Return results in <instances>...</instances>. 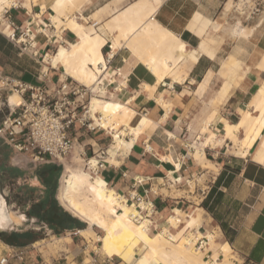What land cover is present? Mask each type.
Masks as SVG:
<instances>
[{"label": "crops", "instance_id": "crops-1", "mask_svg": "<svg viewBox=\"0 0 264 264\" xmlns=\"http://www.w3.org/2000/svg\"><path fill=\"white\" fill-rule=\"evenodd\" d=\"M21 1L20 6L12 7L7 14L0 16L3 18L0 19V70L20 76L26 82L40 84L42 79L37 73L43 69V62H39L27 50H21L22 45L18 40L20 31L28 24L32 30L37 31L40 25L50 24L53 28L50 30L52 38L46 40L41 33L35 37L36 48L39 56L43 54L42 58L50 56L48 53L51 45L58 49L60 44L66 45L67 41L75 42L76 35L69 29L61 28L58 38L55 24L50 19L54 0H37L36 3H31L30 9L23 6L25 0ZM76 1L83 5L81 15L86 18L83 20L85 23L94 21L91 17L94 9L108 3V8L96 27L99 30L103 29L102 25L110 17L113 7L120 9L135 0H122L116 5L113 4L114 0ZM227 1L166 0L159 6L154 18L178 35L186 43L189 53L198 50L200 54L189 66L183 67V81L164 78L157 84L153 96L143 87L144 83H155L152 74L126 49L116 53L111 69L119 67L121 71L118 76H114L113 71L107 75L112 83L105 87L106 93L103 97L121 103L127 102L136 112L134 124L142 116L149 123L124 157L119 156V152L117 155L114 152L108 156L115 157L119 164L107 162L104 167L97 169L95 176L102 177L124 197L133 190L136 179H143L142 185H134L136 190L151 188L155 191L151 192V198L156 203L158 213L154 216L153 226L148 230L150 233L162 231L165 227L169 234L177 236L184 225L173 228L168 223L167 218L173 209L179 208L185 213L199 210L201 225L198 230L202 234L217 232L220 244H226L232 255L237 257L235 264H264V126L244 156L239 154L238 146L228 138L217 144L221 139L219 137L226 134L224 123L234 124L240 119L246 103L264 79V71L256 67L257 62L264 58V6L257 13L247 10L241 14L234 9L235 5L226 12ZM75 13L82 20L78 11ZM214 22L220 24L219 33L212 27ZM236 22L244 28H253V33L246 36L247 38L234 34L230 30ZM5 23L12 30L9 34L2 30ZM220 33H225V37L222 38ZM104 37L109 42L110 32L105 31ZM203 45L211 51L209 55L202 51ZM105 50L106 46L102 52ZM25 54L32 59L31 62L25 60ZM60 69V66L57 69L47 66L45 78L55 80L61 74ZM226 79H229V86L224 93L222 86ZM158 98L167 103V109L157 101ZM211 115L212 121L210 119L207 123ZM206 125L217 137L214 145L204 146L203 153L207 161H202L195 153L203 140L210 136L209 131L203 130ZM97 133L95 131L91 134ZM99 136L101 134L95 138L90 137L86 143L93 146V141L98 144ZM243 137V132L238 133L239 139ZM177 162L180 164L179 168L176 167ZM207 162L213 167L208 166ZM169 172L182 180L171 183ZM195 174L205 178V188L197 186V191L201 194L197 200L189 189L186 194H177L182 189L171 194V186L179 185L183 180L188 181ZM163 186L168 191L167 194L157 192ZM203 202L204 206L201 205ZM79 229H76L77 232ZM38 241L39 239L23 246L28 250L24 261L8 258L4 264H43L58 258L57 264H68V256H64L66 260L62 261L64 257L59 254H41L36 247ZM67 244L69 242L65 245ZM17 247L22 246L9 245L0 239V259L8 256ZM70 251L73 256L80 253L74 248ZM208 254L211 255L212 251ZM107 256H91L90 264H130L116 256H109L110 260L107 261Z\"/></svg>", "mask_w": 264, "mask_h": 264}, {"label": "bare ground", "instance_id": "bare-ground-1", "mask_svg": "<svg viewBox=\"0 0 264 264\" xmlns=\"http://www.w3.org/2000/svg\"><path fill=\"white\" fill-rule=\"evenodd\" d=\"M17 1L0 0V11L4 7L17 5ZM36 2L37 0H25L23 6L30 9L31 3ZM161 4L162 0H135L123 8L110 11V17L103 23V29L99 30L95 27L99 20L86 25L78 19L75 11H78L81 19L85 20L86 18L81 15L83 5L78 4L76 0H54L51 4L53 13L50 15V19L56 27L58 26L56 23L61 16L66 12L70 13L63 22L62 27L73 31L76 35V41H67L66 45L60 44L55 53L43 59V66L45 69L48 65L55 69L60 66L63 76H68L99 92V94L90 98L91 116L96 124L110 132L112 144L121 157L128 153L139 134L148 125L149 120L142 116L139 117V121L135 119L138 122L134 124L133 120L136 117V112L128 106L127 102L121 103L103 97L106 91L104 84L101 85V83L104 82L103 78H106L112 71L106 65L105 55L102 52L103 47L110 44L111 54L126 49L131 56L145 66L155 78L153 85L143 84L145 91H150L152 96L157 84L164 78L168 77L180 82L183 81L185 78L182 75L183 67L189 66L200 54L198 50L189 53L186 43L154 18V14ZM249 4V0H242L234 9L242 14L249 10ZM105 7L107 5L98 7L94 13L104 11ZM231 7L232 1L228 0L225 3V11L227 12ZM99 14L101 16L102 13ZM0 19L2 20L1 17ZM212 27L219 33L220 24L218 22H214ZM2 30L6 34L12 31L7 23L3 24ZM105 31L111 34L109 42L104 37ZM230 31L236 35L246 37L253 33V28H244L236 22ZM44 32L50 34L46 30ZM59 32L56 33L58 38H60ZM224 34L220 33L222 38L225 37ZM207 47H209V43ZM202 51L208 53V55L211 52L205 46ZM256 67L264 71V58L257 62ZM120 71L121 69H119V73ZM227 86H229V79H226L223 83L224 93ZM259 86L246 103V108L243 109L240 119L234 124L224 123L226 134L219 137L221 139L217 143H222L224 138H228L238 146L237 150L241 156L246 155L264 126V79ZM20 101L21 98L16 92L8 95L7 102L9 106H16ZM157 101L164 108H168L167 103L161 98H158ZM97 113L99 118L96 115ZM211 118L212 115L207 123ZM203 128L205 131L211 129H208L207 125ZM209 132L210 136L205 138L203 142L201 141L202 143L195 153V156L202 161H207L203 153L204 146L216 143V134ZM241 132L244 133V137L239 139L238 133ZM80 152L81 150L76 147L73 151V158L65 162L56 193L57 200L67 211L87 223V227L78 230L80 234L88 236L87 231L93 226L101 229L105 232L106 239L113 245L114 252L120 255L125 263L230 264L226 255L220 257L221 253H219L220 250L218 251L214 235L209 232L202 234L198 230L199 225H201L199 210L185 213L179 208L173 209L172 214L167 218L168 223L174 226L173 228H179L182 224L186 228L185 233L176 241H172L175 234L169 236L168 229L164 226L162 231L150 233L147 229L148 220L135 222L132 215H136L137 210L127 204L125 198L119 195L112 186H109L102 177L99 175L91 176L84 169L82 162L80 163ZM108 156L109 148L104 159H107L110 164H119L117 159H110ZM96 163L97 159L95 158L88 161L90 168H94ZM179 166L180 164L177 162L176 167L179 168ZM208 166H212V164L208 162ZM169 179L180 181L181 177L176 178L169 172ZM22 219H25L24 215H17L7 208L6 201L0 192V230H5L12 224L21 223ZM199 237H204L207 240L206 244L200 249L195 247L196 240ZM69 240V237L56 239L54 247L60 243L66 244ZM208 251H212L209 262L204 259V253Z\"/></svg>", "mask_w": 264, "mask_h": 264}, {"label": "built area", "instance_id": "built-area-1", "mask_svg": "<svg viewBox=\"0 0 264 264\" xmlns=\"http://www.w3.org/2000/svg\"><path fill=\"white\" fill-rule=\"evenodd\" d=\"M165 1L162 0V3ZM249 2L250 11L259 10L261 0H249ZM18 6L4 7L0 11V15L3 17L12 7ZM50 27V24L40 25L37 31L32 30L30 24L26 25L18 37L22 45L21 50H27L29 54L37 56L39 52L36 48L35 37L41 33L46 40H49L52 35L46 34L44 30L50 33ZM11 37L13 38L14 34ZM106 46L109 49L104 52L105 61L108 68L111 69L115 54L110 53V44ZM119 69L116 67L111 70L118 76ZM46 74L47 70H39L37 76L42 79V82L32 84L21 78L3 75L0 70V90L16 92L21 98L20 103L16 106L7 104V96L1 102L0 139L12 148L15 154H22L29 157L33 162L37 161L43 164L60 161L61 158L72 152L76 145L83 149L84 145H81L80 142L81 136L104 130L95 123L91 116L89 107L91 97L89 100L85 97L95 91L99 94L97 90H93L68 76L61 77L62 75L59 74L55 80H52L49 77L45 78ZM109 78L110 76L103 78L104 87L112 83ZM96 115L99 118V114ZM103 153L104 151H101V153L96 154L97 163L96 168L93 169L94 174H97L98 168L107 164L102 156ZM142 182L143 179H136L133 183V190L123 197L127 204L137 210V214L132 215L133 220L135 222L148 220L147 229L149 230L153 226L154 216L157 215L158 209L155 201L151 198V192L154 193L155 191L151 188L139 191L134 187V185H142ZM174 182L171 181V183ZM206 241L204 237H199L195 246L200 249L206 244ZM27 252L26 247H17V249L9 252L8 256L1 258L0 264L7 263L8 258L24 261ZM58 260L59 258L45 263L42 259V262H44L43 264H57ZM94 260L93 258L92 262ZM105 260H110V257L107 256Z\"/></svg>", "mask_w": 264, "mask_h": 264}, {"label": "rangeland", "instance_id": "rangeland-1", "mask_svg": "<svg viewBox=\"0 0 264 264\" xmlns=\"http://www.w3.org/2000/svg\"><path fill=\"white\" fill-rule=\"evenodd\" d=\"M120 1H122V0H114L113 4L116 5V3L120 2ZM231 1H232V6L235 5V8H236L238 3L242 0H240V1L239 0H231ZM246 1H248V0H246ZM21 4H22V1L21 0L18 1L17 5L20 6ZM106 5H107V7L104 8L105 10L104 11L102 10L103 12L100 11L102 13L101 16L99 14L100 12H98L96 14L94 13L91 15V17L94 19L93 22H96L97 20H99L97 22H98V24L100 23L102 16H103V13L108 8V4H106ZM251 5H252V3H251ZM249 6H250V4H249ZM263 6H264V0H261V3L259 4V10L263 9ZM43 7L45 8V6H43ZM43 7H42V10H44ZM97 8L94 9L93 11L95 12L97 10ZM115 9H118V8L113 7L110 11L115 10ZM259 10H257V11L253 10V13H257V12H259ZM69 14H70L69 12H66L61 16V18L56 23L58 26L57 27L55 26V31L57 30L59 32V30L61 29V27L63 25V22L66 20V17ZM98 15H99V17H98ZM80 21L85 23L83 21V19ZM89 24H92V21H89L88 23L86 22V25H89ZM95 27H97V26H95ZM1 28H2V26H1ZM51 29H53V28L50 27V30ZM57 31H56V33L58 34ZM50 49L51 50L48 53L50 56L57 51V48L54 47L53 45L50 46ZM108 49H109V47L106 46V50H108ZM24 56L26 58L25 60H28L31 62L32 59H30L28 57V55L25 54ZM115 56H116V54H115ZM42 57H43V54L41 56H39V54H38L35 58L39 59V62H43L44 58H42ZM120 59L123 60L122 57ZM112 63H113V60H112ZM37 66L41 67L39 63H37ZM48 66H50V65H48ZM112 69H114V68H112ZM43 70H45L44 66H43ZM60 72L62 75V68L60 69ZM1 73L3 75H10V76H13L16 78H21L20 76L11 74L9 72H6L5 70H1ZM61 77H65V76L62 75ZM10 93H12V92L0 90V104L2 101L5 100L6 96L8 99V95ZM97 94L98 93H96V91H95L93 94H91V95L87 94L85 97L87 98V100H89V97H92V96L97 95ZM6 108L8 109V107H6ZM100 134H101V136H99V140H97L98 144H95L93 141H91L93 143V146L86 143V140H88L90 137L95 138L96 136H98ZM80 142H81V145H84L83 149L80 146L76 145L74 150L76 149V147L81 150V152H80V157H81L80 163L82 162L84 169L87 170V172L91 176L96 175L93 172V169L95 167L90 168L89 164H88V161L91 158L97 159L96 154L101 153V151H104V153L102 154V156L104 157L106 155V151L108 148H109V155H111L114 152L116 155L118 154V150L112 144V136H111L110 132H108L107 130H99L96 135L95 134L92 135L90 133L85 134V135L80 137ZM73 151L68 153L67 155H65L63 158H61L60 161L56 162V164H59L61 166V171L57 176V187H56V191H55V197H56L57 189L59 186L60 177H61L62 172H63L64 164H65V162H68L73 158V156H74ZM110 159H115V157L110 158ZM207 164H208V162H207ZM42 165H43V163H39L37 161L33 162L30 160L29 157H25L22 154H15V152L12 150V148H10L8 145H6L2 141V139H0V192L6 201L7 208L9 210L14 211L17 215H24L25 216V212H27L34 204H37L40 200L46 199L49 196L50 193L45 188V186L40 182V180L37 178V176L35 174L36 170L40 169ZM210 167H213V165ZM189 180L191 182H189ZM189 180L188 181L183 180L179 185L171 186L170 187L171 194H176L178 192L177 190H179V189H182V190H179V192L182 191V193L178 192L177 194H186L187 193L186 190L189 189L191 191V194L194 196L195 200H197V198L200 197V195H201L197 191V186L200 185V187H204L205 178L201 177L200 174H195ZM170 182H171V180H170ZM199 191H200V189H199ZM157 192H162L163 194L168 193L165 186H163L161 188V190L158 189ZM119 194L123 197V195L121 193H119ZM58 204L60 206H62L59 203V201H58ZM62 208L64 210H66L63 206H62ZM67 212L71 216H73L76 219H78L79 221L83 222V227L88 226L85 221H82L80 218L74 216L69 211H67ZM20 229H31V230H34L36 232H39V238H38L39 243H36V247L39 249L40 253L44 254L45 256H47L48 254H59L61 257L68 256V258H67L69 260L68 264H89L91 262V256L95 257V258H102V257L109 255V256H116L122 260V257L120 255L116 254V252H114L113 245L106 239L105 232H103L101 229L97 228L96 226L91 227L87 231L88 236H86V235H82V234L78 233L76 230L77 228L64 230L60 233H56L55 230L49 228V226L47 225L46 222H43V221L33 222L31 220L22 219L21 223L12 224L9 228L1 231V233L2 234H9L11 231L20 230ZM185 230H186L185 227L181 226L179 234L177 236H175V238L172 241L178 240L179 237L185 232ZM210 232L215 236V241L218 245V251L220 250L219 253H221L220 257H222V255H226L230 261V264H235V261H236L235 259H237V257L235 255H232V253L230 252L231 249L226 244H224V245L220 244L221 242L219 240V237H218L219 235L217 234V232H214V231H210ZM63 237H69L70 238L69 244L65 245V243L64 244L60 243L59 245H56V247H54V241H56V239L63 238ZM72 248L79 250L80 253L77 256H73L72 252L70 251V250H72ZM208 253H209V251L204 253V259L207 262L210 261V255ZM65 260H66V257H64L62 259V261H65Z\"/></svg>", "mask_w": 264, "mask_h": 264}, {"label": "trees", "instance_id": "trees-1", "mask_svg": "<svg viewBox=\"0 0 264 264\" xmlns=\"http://www.w3.org/2000/svg\"><path fill=\"white\" fill-rule=\"evenodd\" d=\"M61 171V166L56 163H46L36 170V176L50 193L46 199L34 204L25 216L27 220L33 222H46L49 228L60 233L64 230L82 228L83 222L71 216L58 204L55 197L57 187V176ZM204 206V202L201 203ZM39 238V232L31 229H20L11 231L9 234L0 232V239L9 245L25 246Z\"/></svg>", "mask_w": 264, "mask_h": 264}, {"label": "flooded vegetation", "instance_id": "flooded-vegetation-1", "mask_svg": "<svg viewBox=\"0 0 264 264\" xmlns=\"http://www.w3.org/2000/svg\"><path fill=\"white\" fill-rule=\"evenodd\" d=\"M25 219H27V217L25 216Z\"/></svg>", "mask_w": 264, "mask_h": 264}, {"label": "water", "instance_id": "water-1", "mask_svg": "<svg viewBox=\"0 0 264 264\" xmlns=\"http://www.w3.org/2000/svg\"><path fill=\"white\" fill-rule=\"evenodd\" d=\"M3 231V230H0V232Z\"/></svg>", "mask_w": 264, "mask_h": 264}]
</instances>
